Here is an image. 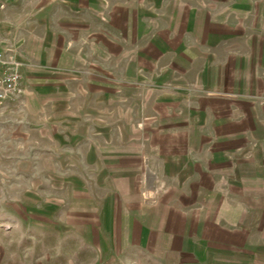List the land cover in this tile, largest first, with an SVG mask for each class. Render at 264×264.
Wrapping results in <instances>:
<instances>
[{"label": "crops", "instance_id": "1", "mask_svg": "<svg viewBox=\"0 0 264 264\" xmlns=\"http://www.w3.org/2000/svg\"><path fill=\"white\" fill-rule=\"evenodd\" d=\"M0 4L21 63L0 107L51 130V158L95 164L100 243L264 264V0Z\"/></svg>", "mask_w": 264, "mask_h": 264}, {"label": "rangeland", "instance_id": "2", "mask_svg": "<svg viewBox=\"0 0 264 264\" xmlns=\"http://www.w3.org/2000/svg\"><path fill=\"white\" fill-rule=\"evenodd\" d=\"M28 111L0 107V264H165L97 240L94 200L105 196L106 183L87 158H51V130H31ZM81 172L79 189L73 176ZM211 261L229 264L218 255Z\"/></svg>", "mask_w": 264, "mask_h": 264}, {"label": "built area", "instance_id": "3", "mask_svg": "<svg viewBox=\"0 0 264 264\" xmlns=\"http://www.w3.org/2000/svg\"><path fill=\"white\" fill-rule=\"evenodd\" d=\"M2 6V4H0ZM21 63L9 48H0V106L18 90Z\"/></svg>", "mask_w": 264, "mask_h": 264}]
</instances>
